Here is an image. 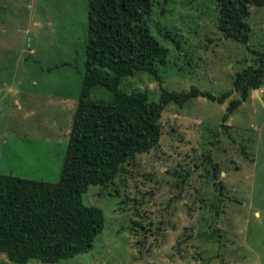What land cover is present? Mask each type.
<instances>
[{
  "label": "rangeland",
  "instance_id": "obj_1",
  "mask_svg": "<svg viewBox=\"0 0 264 264\" xmlns=\"http://www.w3.org/2000/svg\"><path fill=\"white\" fill-rule=\"evenodd\" d=\"M88 10L89 0H0V174L59 181L86 74ZM219 15L216 0H155L148 22L169 50L163 87L232 95L169 105L160 146L83 194L103 212V232L53 264H264V86L222 127L240 99L235 76L254 63L252 51L264 52V7H251L247 46L223 36ZM121 89L161 96L141 71ZM94 97L110 95L99 88ZM0 264L12 263L1 254Z\"/></svg>",
  "mask_w": 264,
  "mask_h": 264
},
{
  "label": "trees",
  "instance_id": "obj_2",
  "mask_svg": "<svg viewBox=\"0 0 264 264\" xmlns=\"http://www.w3.org/2000/svg\"><path fill=\"white\" fill-rule=\"evenodd\" d=\"M216 2L219 31L247 46L251 7H264V0ZM154 6L155 0H89L86 74L59 181L0 174V255L12 264H53L88 251L103 232L105 219L100 209L83 204V194L91 186L113 184L132 161L160 146L162 116L169 105L183 108L200 96L221 104L230 99L232 92L216 97L195 87L188 92L163 87L159 68L167 65L169 50L149 25ZM163 38L180 47L170 33ZM252 54L254 63L235 76L233 89L240 99L230 102L222 124L226 130L242 101L264 86V52ZM138 71L160 83L159 101L147 91L121 89L123 79ZM99 88L109 93L108 100L94 97ZM212 169L217 177L218 165L212 164Z\"/></svg>",
  "mask_w": 264,
  "mask_h": 264
},
{
  "label": "water",
  "instance_id": "obj_3",
  "mask_svg": "<svg viewBox=\"0 0 264 264\" xmlns=\"http://www.w3.org/2000/svg\"><path fill=\"white\" fill-rule=\"evenodd\" d=\"M255 93L258 94V90H256Z\"/></svg>",
  "mask_w": 264,
  "mask_h": 264
}]
</instances>
